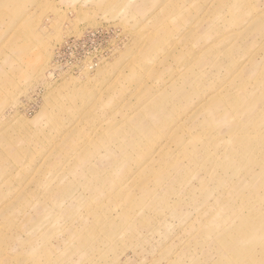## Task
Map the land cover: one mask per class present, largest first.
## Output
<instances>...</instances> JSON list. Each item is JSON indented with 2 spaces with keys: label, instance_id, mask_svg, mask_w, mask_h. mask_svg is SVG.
<instances>
[{
  "label": "rangeland",
  "instance_id": "obj_1",
  "mask_svg": "<svg viewBox=\"0 0 264 264\" xmlns=\"http://www.w3.org/2000/svg\"><path fill=\"white\" fill-rule=\"evenodd\" d=\"M0 264H264V0H0Z\"/></svg>",
  "mask_w": 264,
  "mask_h": 264
}]
</instances>
